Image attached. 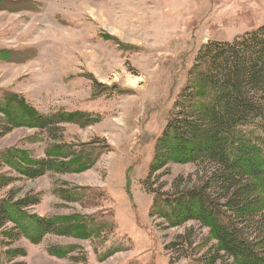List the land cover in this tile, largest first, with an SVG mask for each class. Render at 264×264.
<instances>
[{"label": "rangeland", "instance_id": "1", "mask_svg": "<svg viewBox=\"0 0 264 264\" xmlns=\"http://www.w3.org/2000/svg\"><path fill=\"white\" fill-rule=\"evenodd\" d=\"M262 1L0 0V92L19 95L42 115L70 112L97 119L90 126L64 124L60 144L90 143L102 152L104 141L110 148L78 174L48 173L30 181L1 165L0 173L14 179L3 192L39 195L40 203L27 210L37 217L110 213L115 237L132 244L129 251L100 259L111 237L101 243L35 235L15 244L26 256L14 263L71 264L63 252L72 250L83 251L87 264H169L174 254L164 248L177 235L192 228L194 240L205 238L206 231L193 223L164 229L162 220L149 217L152 198L140 183L198 49L264 25V12L256 9ZM51 144L45 133L19 128L0 140V152L40 159ZM195 171L192 165L170 164L156 175L157 184L168 191L175 178L193 179ZM62 184L78 190L73 192L79 201L65 203L54 195ZM89 194L102 196L91 201ZM0 261L13 263L3 256Z\"/></svg>", "mask_w": 264, "mask_h": 264}, {"label": "trees", "instance_id": "2", "mask_svg": "<svg viewBox=\"0 0 264 264\" xmlns=\"http://www.w3.org/2000/svg\"><path fill=\"white\" fill-rule=\"evenodd\" d=\"M166 124L153 147L143 191L152 198L149 217L162 220L164 229L193 223L206 231L194 240L192 228L177 235L165 250L173 253L169 264L186 259L188 264H264V25L233 40H210L202 45L187 70ZM0 140L15 129L45 133L51 141L40 159L25 153L0 152L1 165L20 178L36 180L53 174H78L92 169L103 151L98 146L60 144L64 124L98 123L87 115L60 112L42 115L19 95L0 92ZM170 164L192 165L193 179L177 177L166 191L157 174ZM0 173V251L9 263L24 258L15 248L21 239L37 235L99 240L111 237L100 259L131 250L115 237L113 215L37 217L27 210L40 203L39 195L17 197L3 192L12 184ZM54 190L62 202L79 201L75 188L66 184ZM102 194H89L94 200ZM25 223L26 226H22ZM32 231V232H31ZM67 250V249H66ZM71 264H87L83 251H65ZM3 264V261H0ZM126 264H138L129 261Z\"/></svg>", "mask_w": 264, "mask_h": 264}, {"label": "crops", "instance_id": "3", "mask_svg": "<svg viewBox=\"0 0 264 264\" xmlns=\"http://www.w3.org/2000/svg\"><path fill=\"white\" fill-rule=\"evenodd\" d=\"M253 10L255 9V8H252ZM256 9L257 10H259V11H263L264 12V1H262V3L261 4H258L257 6H256Z\"/></svg>", "mask_w": 264, "mask_h": 264}]
</instances>
